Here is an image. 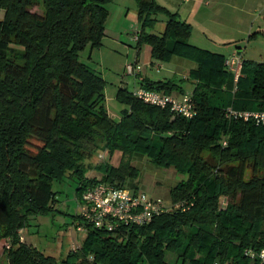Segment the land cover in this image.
Returning a JSON list of instances; mask_svg holds the SVG:
<instances>
[{
	"label": "trees",
	"instance_id": "16d2710c",
	"mask_svg": "<svg viewBox=\"0 0 264 264\" xmlns=\"http://www.w3.org/2000/svg\"><path fill=\"white\" fill-rule=\"evenodd\" d=\"M112 2L0 0V242L8 240L9 264H170L168 256L172 264H258L244 251L264 246V127L227 121L224 111H264V63L242 61L234 84L226 58L189 43L190 25L155 0H135L137 51L148 45L153 60L177 56L197 64L196 116L185 120L119 88L115 120L102 77L79 60L86 46L101 47ZM38 7L41 14L33 12ZM157 14L167 17L162 35L152 32ZM257 35L264 31L250 38ZM141 85L167 95L178 89L173 80ZM98 151L109 160L97 167L100 181L87 177ZM134 154L184 178L170 195L186 212L112 233L78 215L86 239L61 261L20 241V230L54 211L60 193L53 183L76 182L78 198L98 183L127 187L139 176L130 165Z\"/></svg>",
	"mask_w": 264,
	"mask_h": 264
},
{
	"label": "rangeland",
	"instance_id": "374dc122",
	"mask_svg": "<svg viewBox=\"0 0 264 264\" xmlns=\"http://www.w3.org/2000/svg\"><path fill=\"white\" fill-rule=\"evenodd\" d=\"M114 7V4L107 7L110 10V17L105 25L104 36L106 38H104L101 47L92 50L90 46H86L79 53V60L102 77L107 112L113 119L118 120L121 106L116 101V94L119 88H127L128 91L133 92L140 74L138 77H134L126 71V67L134 65L139 58L136 49L137 42L134 39L137 31L132 29L136 25H124V22L112 14ZM33 12L41 14L42 10L38 7L34 8ZM256 30L254 28L252 32ZM230 47L235 55L242 53V58L249 62L264 63V36L262 35L250 39L244 37ZM223 54L226 59L230 57L228 53ZM141 56L140 62L137 63L141 67V72L145 69L154 79L168 78L164 68H158L157 64L144 67L143 54ZM173 79L177 84H183V88H188V84L181 77L177 76ZM119 158L120 154H117L112 161L110 160V163L117 165ZM108 161L107 152L98 151L91 158L92 168L88 171L87 177L100 181L102 174L97 167ZM130 165L138 171L139 176L136 179H128L127 187L144 191L154 200L162 202L168 208L171 207L170 190L184 178L176 174L172 168L162 169L154 166L140 154L131 156ZM261 170L264 174V165ZM249 175L250 171L246 173V179ZM53 191L60 193L57 196V202L52 204L54 211L45 216L36 217L31 222V227L19 231V237L22 243L30 245L45 256L61 261L71 251L82 247L87 234L78 233L75 228L79 223L76 182L65 179L61 184L53 183ZM220 204L224 208L226 199L222 198ZM6 241L8 240L0 242V264H9L8 254L4 252V247L6 248L8 245ZM167 258L168 262L172 264L173 257L168 256Z\"/></svg>",
	"mask_w": 264,
	"mask_h": 264
},
{
	"label": "crops",
	"instance_id": "0c3cea01",
	"mask_svg": "<svg viewBox=\"0 0 264 264\" xmlns=\"http://www.w3.org/2000/svg\"><path fill=\"white\" fill-rule=\"evenodd\" d=\"M155 1L170 13L176 14L178 20L190 25L191 36L189 43L192 46L210 53L222 55L224 58L225 55L223 53H228L230 56L235 55L231 51L230 46L235 45L244 37L250 39L252 34L264 31V0ZM111 4L115 6L112 9V14L117 16L121 22H124V25H136L132 29H136L138 32L140 23L138 20V7L135 0H113ZM107 10L108 20L110 10ZM3 18L4 12L0 10V20ZM152 19L155 21L152 32L162 35L166 29L167 17L163 14H157L152 16ZM254 28L257 30L252 32ZM104 38L106 37L104 36L103 40ZM236 49L238 50V48ZM142 54L144 67L157 64L158 68H164L168 78H164L163 80L154 79L143 69V72H140V79L137 78L136 80V86L133 91L138 89L143 82L174 81L173 78L178 76L188 84V88H183V84H177L174 81L178 89L172 92L171 95L179 98L184 94L193 92L196 82L191 79V74L198 70L197 64L177 56H173L166 63L153 60L151 58V48L148 45L141 46L139 51H137L139 58L136 61L138 63L140 62ZM236 55L241 61H247L242 58V53H237Z\"/></svg>",
	"mask_w": 264,
	"mask_h": 264
},
{
	"label": "built area",
	"instance_id": "2783aa9c",
	"mask_svg": "<svg viewBox=\"0 0 264 264\" xmlns=\"http://www.w3.org/2000/svg\"><path fill=\"white\" fill-rule=\"evenodd\" d=\"M134 39L137 42L138 32L134 35ZM137 63L136 61L134 65L126 67L129 75L138 77L141 67ZM224 66L233 75V81L236 84L241 76V59L237 55H232L225 60ZM133 96L145 104L159 109H169L175 116H180L185 120H191L196 116L192 93L177 98L145 89L141 85L133 91ZM224 119L264 127V111H241L228 107L224 111ZM223 145L225 146L226 143ZM187 209L182 203H174L168 208L144 191L108 183H98L89 187L78 198V214L81 220L95 229L111 233L126 227H142L150 224L162 214L186 212ZM75 228L78 233L87 232L83 225L78 224ZM6 246L9 248L8 245ZM244 256L256 260L258 264H264V246L258 252L246 249ZM89 261H92V258Z\"/></svg>",
	"mask_w": 264,
	"mask_h": 264
}]
</instances>
